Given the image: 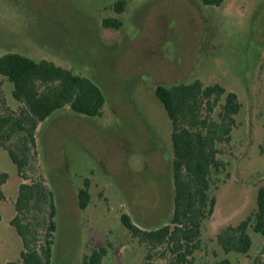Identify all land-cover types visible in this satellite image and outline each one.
<instances>
[{"label": "rangeland", "instance_id": "1", "mask_svg": "<svg viewBox=\"0 0 264 264\" xmlns=\"http://www.w3.org/2000/svg\"><path fill=\"white\" fill-rule=\"evenodd\" d=\"M118 1L0 0V55L16 52L72 68L96 81L106 98L99 117L64 108L37 129V155L26 176H44L54 195L51 264H80L100 246L105 264H165L161 248L132 237L120 218L127 214L146 229L170 221V122L154 89L193 79L220 83L241 103L231 139L221 147L219 157L228 163L213 182L214 210L203 220L194 262L259 264L260 233L247 229L252 245L246 253H225L217 235L256 208L264 187V0H225L218 7L195 0H123L117 12ZM113 18L121 22L118 29L103 25ZM12 87L0 76V110L16 107ZM2 171L8 174L0 201L5 264L22 249L9 224L22 179L0 148ZM84 180L90 199L80 209L77 190Z\"/></svg>", "mask_w": 264, "mask_h": 264}, {"label": "trees", "instance_id": "2", "mask_svg": "<svg viewBox=\"0 0 264 264\" xmlns=\"http://www.w3.org/2000/svg\"><path fill=\"white\" fill-rule=\"evenodd\" d=\"M195 1L218 7L225 0ZM114 7L120 12L124 1L115 2ZM103 25L118 29L121 22L116 18L105 19ZM0 76L12 83L11 97L16 102L14 109L0 110V148L7 152L22 179L14 201L15 213L9 221L22 249L16 260L5 264H51L56 230L54 195L44 176L34 179L26 176L37 155V129L64 108L81 116H101L105 94L87 75L51 60L16 52L0 55ZM154 91L170 122L172 215L168 223L153 229L139 227L127 214H122L120 220L139 242L152 249L161 248L165 264H195L192 253L201 236L203 220L213 214L216 201L211 188L228 163L219 157L221 147L231 139L241 103L235 92L220 83L205 84L200 79L157 84ZM7 179L8 174L0 172V201L5 197L2 187ZM89 199L88 183L84 180L77 190L79 208L85 209ZM249 227L264 237V187L258 190L256 208L238 224L218 233L220 248L225 253H246L252 245ZM105 255L104 246L94 248L82 257L80 264H105ZM211 264L232 263L222 258ZM259 264H264V260Z\"/></svg>", "mask_w": 264, "mask_h": 264}]
</instances>
